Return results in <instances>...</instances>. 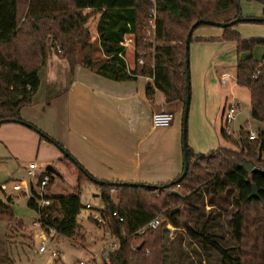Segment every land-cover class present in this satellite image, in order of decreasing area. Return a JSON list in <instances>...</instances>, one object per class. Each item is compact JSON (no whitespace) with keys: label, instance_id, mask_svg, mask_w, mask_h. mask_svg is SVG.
<instances>
[{"label":"trees","instance_id":"trees-1","mask_svg":"<svg viewBox=\"0 0 264 264\" xmlns=\"http://www.w3.org/2000/svg\"><path fill=\"white\" fill-rule=\"evenodd\" d=\"M249 1L260 3L264 11V0ZM239 2L154 0V4L153 0H0V127L8 120H22V109L33 103L41 86L39 72L46 64L48 40L61 58L72 63L78 59L90 71L110 80L153 79L147 86L150 100L160 91L167 104L179 102L185 108L187 41L193 43V34L189 38V33L200 27H213L205 22L229 24L241 18ZM154 5L157 11L155 45L145 41L147 17ZM86 11L100 15L99 38L94 43L87 27L91 14H85ZM233 28L234 25L221 28L220 41L235 45L237 83L249 90L252 118L264 126V58L257 60L252 56L255 50L264 48V38L244 40ZM95 45H99L104 55L101 62L93 59ZM244 53L251 56L241 59ZM187 135L188 127L186 141ZM221 137L233 147H219L203 155L195 154L187 144V176L179 181L181 174L171 188L111 184L115 182L98 185L99 180L65 156L67 166L73 165L77 173L72 193L46 197L51 204L39 211L40 197L33 190L28 206L40 214L44 227L54 228L58 236L75 240L81 231L78 218L86 209L82 185L85 181L93 183L100 189L105 223L90 219L98 229L112 232L120 241L119 248L110 255L111 264H161L157 252L161 226L136 238L133 237L135 233L159 214H164L166 222L178 225L176 219L189 196L202 186L211 187L212 193L217 194L226 190L228 182L238 192L234 201L238 211L233 217L232 228L237 248L225 249L218 237L209 234L206 228L185 224L184 229L192 240L200 243L204 252L215 251L222 264H264V172L249 175L241 167L246 160L264 170V130L259 132L257 140L251 141L249 132L242 129L238 136L228 135L224 127ZM42 138L54 142L44 133ZM48 175L47 190L56 179L54 174ZM253 184L258 187L260 199L250 198ZM112 190H116L117 199L111 197ZM115 212L124 220L114 217ZM12 218L11 208L0 203V219ZM134 239L141 240L135 249L131 246ZM145 249L151 251V256H146Z\"/></svg>","mask_w":264,"mask_h":264},{"label":"crops","instance_id":"crops-1","mask_svg":"<svg viewBox=\"0 0 264 264\" xmlns=\"http://www.w3.org/2000/svg\"><path fill=\"white\" fill-rule=\"evenodd\" d=\"M222 36L223 31H206L197 37V42L192 47L193 104L190 125L187 122V127L190 128L189 147L195 154L206 151L202 150L203 146L200 147L194 138V135H198L196 119L194 121L193 116L197 115L199 104L202 106L203 116L200 119L201 135L205 138L204 144L207 147L214 145L209 138V133L213 130L211 124L215 123L219 115L225 122L227 110L234 106L225 108L220 94L221 77H218L220 71L218 72L216 65L218 62L223 65L229 63V43L220 41ZM58 56L60 62L68 66L66 74L58 69L52 71L48 89L50 96L44 94L41 98L40 88L30 107L21 111L24 122L35 125L25 118L26 115H29L32 107L43 108L41 106L48 105L51 109L52 129L48 127L44 134L66 150L91 177L99 181L162 186L173 182L183 173V104H167L160 91H156L154 98L150 100L147 86L152 82L148 78L114 81L90 71L78 59L72 63L61 58L59 54ZM196 66L202 72L201 77L195 75ZM43 70L44 68L39 72L40 87L43 86ZM222 78L228 79L229 74H223ZM160 111L174 114L173 124L169 128L157 129L153 126V115ZM7 124L24 126L17 123ZM6 139L0 144V159L12 155L11 144ZM43 143L47 145L46 141ZM61 161L67 164L65 157ZM4 185L0 189L6 193L8 189ZM13 193L19 194L14 191ZM95 195H98L100 204L99 188ZM7 200L9 204L0 195V203L11 208L12 196H8ZM27 229L24 221L17 218L14 212L11 220L0 219V264H17L26 255L23 248V255L19 253L20 246L25 247L27 242L41 240L42 233ZM77 244L81 248L85 246L84 242Z\"/></svg>","mask_w":264,"mask_h":264},{"label":"rangeland","instance_id":"rangeland-1","mask_svg":"<svg viewBox=\"0 0 264 264\" xmlns=\"http://www.w3.org/2000/svg\"><path fill=\"white\" fill-rule=\"evenodd\" d=\"M239 6L242 19H263L264 17L263 6L258 2L240 0ZM86 13L91 14L87 27L91 34V42L94 43L98 41L97 25L100 15L92 11H86L85 14ZM206 31L217 33L218 31L223 30L215 27H200L193 33V43L190 44L189 50L191 103L189 108L188 126L190 125V115L193 104L192 66L194 63L192 64L191 59L192 47H194V43L196 44L197 37ZM233 31L238 33L244 40L264 38V23L240 22L234 25ZM227 43H229V46H227L229 47V63L223 65L218 62L216 67L219 69L218 72L220 71V73H218V77H221L220 94L225 108H228L231 105L238 106L235 126H230V128L232 130L234 128L236 135L240 133L242 129L246 132L263 131L264 126L252 118L251 94L249 90L237 83L236 61L238 60V54L235 45L231 42ZM94 48V61H103L105 58L102 51L99 49V45H95ZM263 53L264 50L259 51L257 49L253 52L252 56L257 60H262L264 58ZM250 56L251 54L244 53L240 58L244 59ZM59 59L56 50L52 46L51 40H48L46 45V64L43 67L44 70L41 74L43 80V86L40 87L41 89L39 93L41 98L44 97V94H48V97L50 96L48 89H50L49 82L52 71L58 69L65 73L68 67L66 63L60 62ZM225 73L229 74L228 79L222 78V75ZM53 74L55 75L54 72ZM195 75L202 76V72L198 66H196ZM41 107L43 108H37V106L32 107L29 115L27 114L25 117L35 124L28 123L33 128H25V125L18 126L15 124H4L0 127V144L5 142L4 140L7 138L6 141L11 144L12 148V155H9L7 158L1 157L2 159H0V188L2 187V184H5L4 186H7L6 189H8L6 193L0 189V195L6 204H9L7 197L12 196L13 202L12 204L10 203V206L15 213V216L24 221V224L29 230L35 229L39 233H41V229L32 226L34 221L39 219V214L28 207V201L33 196L32 190L39 193L38 182L43 174L46 173L45 171L47 167H53L57 173L54 174L56 177L54 185L45 191L46 195L49 197L71 194L73 187L76 185L77 179L75 167L73 165L68 167L67 164L61 161V159H64L65 152L67 151L61 146H58L55 142H50L42 138V133L47 132L48 127L52 129V118L50 117V107L48 105H43ZM198 107L197 115L193 116L194 121L196 119L198 136L194 135V129L192 136L194 135V138L199 142L198 144L200 147L203 146L202 150H206L199 154H208L219 147L232 148L233 146L227 144L221 137L220 130L227 127V125L226 121L224 122L220 119V115L217 116V118L215 117V123L211 124L213 130L209 133V138L212 139L214 145L210 144L208 145L209 147H207V145L204 144L205 138L201 135L202 120L200 121L201 117L203 119L201 114L202 106L199 104ZM189 129L190 128H188L186 141L188 145ZM43 141H46L47 145H45ZM30 164L37 165V175L35 179H31L28 176ZM226 183V190L220 191L217 194L212 193L211 187L202 186L196 194L189 196L186 206H183L182 208L180 217H177L176 219L178 222V225L176 226L170 222H166L164 214L158 215V217L162 219L157 247L158 259L161 264H222L221 257L215 251L209 250L208 252H204L200 243L192 240L188 236L184 229L185 224H192L198 229L206 228L209 234L218 237L219 243L225 249L237 248V242L233 236L232 228L233 217L238 211V208L234 203L235 199L238 197V192L231 184L228 182ZM15 184H20L23 187L21 193H13L12 188ZM82 187L83 202L85 204L91 203L98 206L99 198L93 197V195L97 194L96 185L85 181ZM111 197L117 199V192H111ZM90 215V211L85 209L78 218L79 223L81 224L80 237L75 240L62 236L57 237V242L54 244V247L56 251L60 252L62 260L66 264H75L77 261L90 258V255L98 250L102 242H104L105 233L96 227L90 219ZM82 236L84 237L83 239L81 238ZM82 242L85 244L83 248L77 244ZM41 243V240L37 239L35 243L27 242L25 247L20 246L18 249L19 253L23 255V248L26 255L23 256L21 261L18 260L17 264H49L51 261L50 252L39 253ZM140 243V239H134L131 246L135 249ZM49 248L50 246H48V249ZM145 254L146 256H151V251L145 249Z\"/></svg>","mask_w":264,"mask_h":264},{"label":"built area","instance_id":"built-area-1","mask_svg":"<svg viewBox=\"0 0 264 264\" xmlns=\"http://www.w3.org/2000/svg\"><path fill=\"white\" fill-rule=\"evenodd\" d=\"M154 3V0H153ZM155 4V3H154ZM156 18H157V11L156 7L151 9L148 17H147V25L145 26V41H148L152 44L155 43V33H156ZM140 64H142V61H140ZM259 73V72H258ZM153 82V79L148 78ZM238 114V109L237 107L231 106L225 115V121H226V132L228 135H236V132L230 128V126H235L236 123V118ZM174 114L171 112L167 111H160L156 112L153 115V126L157 129H165L169 128L174 121ZM259 137V132L251 131L249 132V139L251 141L257 140ZM36 170H37V165L31 164L29 166L28 170V176L31 179L36 178ZM46 172V171H45ZM50 183V178L48 173H44L42 178L38 182V187H39V193H36L39 197L40 200H38V210L40 211L41 209L50 206L51 202L48 198L45 191L47 190V187L49 186ZM13 191L14 192H19L21 193L23 191V187L20 184H15L13 186ZM112 192H116V190H113ZM87 211H90V217L97 222H103L105 223L102 219V209L103 207L101 204L98 206L87 203L85 206ZM114 217H117L119 221H123L124 219L119 216L118 212H115L113 214ZM162 224V219L160 217H156L149 221L147 225L142 227L138 232L135 233L133 237L137 236H143L145 235L148 231L156 230L159 226ZM33 227L41 229V245L39 247V252L40 253H47L50 252L51 255V261L49 264H66L62 260V256L60 255V252L55 250L54 244L57 242V231L54 228H46L43 226L41 222V217L39 214V219L36 220L33 223ZM48 246L50 248L48 249ZM120 246V241L119 239L114 238L112 232L106 231L104 235V242H102L101 246L99 247L98 251L90 258L86 260H80L77 261L75 264H111V259L110 255L115 252Z\"/></svg>","mask_w":264,"mask_h":264},{"label":"water","instance_id":"water-1","mask_svg":"<svg viewBox=\"0 0 264 264\" xmlns=\"http://www.w3.org/2000/svg\"><path fill=\"white\" fill-rule=\"evenodd\" d=\"M240 22H264V19H242V18H238L234 21H232L229 24L226 23H218V22H205L207 25L216 27V28H226L227 26H233L236 25ZM196 26V25H195ZM193 32L191 31L189 33V38L192 36ZM189 50H190V44L189 41H187V60H186V64H187V98H186V103H185V108H184V112H183V153H184V169H183V173L181 175V177L179 178V181H182L188 173L189 170V160H188V154H187V143H186V128H187V122H188V116H189V108H190V103H191V93H190V89H191V77H190V71H189ZM8 123H17V124H21V125H25L29 128H33L30 124L24 122L23 120H8ZM62 149V148H61ZM65 152V151H64ZM65 156L69 157L73 162H75V159L68 153L65 152ZM241 167L249 174L252 175L255 172H261L263 173L264 170L257 167L253 162L251 161H246L244 160L241 164ZM47 173H52V174H57L56 170L49 166L46 169ZM105 184L104 181H99L98 185H103ZM114 186L119 185V183H111ZM124 185L128 184L130 186H139V184H134V183H123ZM174 184V181L167 184V185H162V186H153L155 188H171ZM174 195L176 196H181L180 194H178L177 192H173ZM98 195H95L94 198H97ZM251 199H260V193L258 190V187L253 184L252 185V194L250 196Z\"/></svg>","mask_w":264,"mask_h":264}]
</instances>
